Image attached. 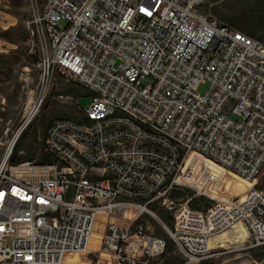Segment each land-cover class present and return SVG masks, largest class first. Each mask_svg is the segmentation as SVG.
Returning a JSON list of instances; mask_svg holds the SVG:
<instances>
[{"label": "built area", "instance_id": "obj_1", "mask_svg": "<svg viewBox=\"0 0 264 264\" xmlns=\"http://www.w3.org/2000/svg\"><path fill=\"white\" fill-rule=\"evenodd\" d=\"M213 1L44 0L33 9L35 116L0 157V264H70L100 214H135L137 225L108 223L107 259L96 264L161 262L166 241L139 222L157 203L173 218L181 264L211 259V241L239 224L252 248L264 245V188L220 196L228 175L257 183L264 169V45L210 19L203 7ZM57 73L93 101L82 108L78 97L80 118L53 122L39 160L11 165ZM187 188L212 206L171 198Z\"/></svg>", "mask_w": 264, "mask_h": 264}, {"label": "rangeland", "instance_id": "obj_2", "mask_svg": "<svg viewBox=\"0 0 264 264\" xmlns=\"http://www.w3.org/2000/svg\"><path fill=\"white\" fill-rule=\"evenodd\" d=\"M44 0H0V65L4 67L0 74V157L2 156L7 143L17 133L24 122L26 114L36 102V86L39 72L37 69V57L33 54L35 41L31 37L30 23L32 22L35 8L40 9ZM263 0H216L206 4L203 12L220 25L230 26L233 20L243 19L246 16H253L258 8L257 5ZM263 3V2H262ZM254 20H256L254 18ZM3 34L7 36L1 37ZM7 38V39H6ZM4 58V59H3ZM147 80L146 84H151ZM210 85H202L199 93L207 94ZM80 98L82 108L89 106L93 98L85 94L82 87L76 82L61 73L55 74L49 94L44 100L39 113L20 136L14 153L17 158L25 159L32 155L39 160V146L44 141L51 124L62 118L79 119L80 113L76 108V100ZM238 119V118H237ZM240 120V119H239ZM240 122H242L240 120ZM10 130L8 137L6 131ZM241 181L238 175H228L220 185L221 197L231 199V193H225L229 184ZM252 184V182H251ZM256 188H264V169L258 177ZM247 186V185H246ZM189 196L195 197L194 190L187 188ZM240 189H236V192ZM190 192V193H189ZM233 192V191H232ZM239 196L243 197L241 192ZM229 196H227V195ZM231 195V196H230ZM187 200V199H186ZM176 201H184L183 198ZM154 215L142 214L139 222L143 221L148 227V235L166 241L169 249L167 256L161 262L152 264H181L184 257L172 242L168 231L173 227V218L164 212L161 206L154 204L150 207ZM167 216L163 221L160 217ZM131 219L117 221L113 218L103 217L98 223L96 230L101 237L106 231L110 222H116L123 229L130 226L131 233L134 232L137 222L130 224ZM245 228L237 225L212 240L211 247L216 249L208 264H264V245L252 248L253 239L248 234L245 240L238 239L239 232ZM246 229V228H245ZM170 241V244L169 242ZM102 249L94 251L85 257L84 264L104 263ZM203 264V263H202Z\"/></svg>", "mask_w": 264, "mask_h": 264}, {"label": "trees", "instance_id": "obj_3", "mask_svg": "<svg viewBox=\"0 0 264 264\" xmlns=\"http://www.w3.org/2000/svg\"><path fill=\"white\" fill-rule=\"evenodd\" d=\"M262 2L259 3V5H257L258 8L256 9V12L253 16H246L243 19L233 20L230 22V26H227V27H229L231 29H235V30L259 41L260 43H262L264 45V0ZM254 18L256 20H254ZM7 35L8 34H3V35H1V37L5 38V36H7ZM3 67H4V64H1L0 70H2ZM0 74H2L1 71H0ZM34 160H35V157H33L32 155L26 156L25 159H21V158H17V156L14 153L13 157L10 160V164L16 165V164H20L23 162H30V161H34ZM187 194H188L187 190H185L184 192L173 191L171 198L174 200L180 199V198H183V200L190 199V202H189L190 208L192 210H195V211H202V210L207 211L213 204L210 200H207L205 198H196L193 195L187 197L186 196ZM160 218L163 221L168 219L167 216H163V215ZM140 223H143L145 225V223L143 221H140ZM168 242L170 244V241H168ZM168 249H169V247L167 245V251H168ZM203 264H208V263L204 262Z\"/></svg>", "mask_w": 264, "mask_h": 264}, {"label": "bare ground", "instance_id": "obj_4", "mask_svg": "<svg viewBox=\"0 0 264 264\" xmlns=\"http://www.w3.org/2000/svg\"><path fill=\"white\" fill-rule=\"evenodd\" d=\"M30 113V117H29V121L31 120V116L34 117L35 116V112L31 111V109L29 110ZM238 177L241 178V181L239 182H236L235 184H229L226 188V191L224 190L225 193H231L234 197H237L239 196V192H241V194H246L248 193L256 184V182H253V181H250L242 176H239ZM252 182V184H251ZM247 185V186H246ZM236 189H240L239 191L236 192ZM233 191V192H232ZM222 194V193H221ZM226 194V195H227ZM221 196V195H220ZM229 196V195H227ZM231 196V195H230ZM224 197V196H223ZM233 197V198H234ZM135 217V214L130 216L129 219H133ZM98 223H101V221H103V214H100L99 215V218H98ZM97 223V225H98ZM242 226V225H241ZM244 226V225H243ZM97 227V226H96ZM236 227V226H235ZM234 227V228H235ZM245 227V226H244ZM233 228V229H234ZM246 228V227H245ZM243 228L241 230L240 235H238V239H241V240H245L247 237H248V231L247 229ZM223 235V234H222ZM102 241V237L100 235V233L97 232L96 228L93 232V235H92V238L88 244V248L87 249H84L78 253H76L67 263H70V264H84L85 263V257H87L88 255L91 254V251H98L101 249V242ZM212 242V241H211ZM210 247H211V244H210ZM213 247H211L212 249ZM213 250H216V249H213ZM104 259H107L106 255L103 253L102 254Z\"/></svg>", "mask_w": 264, "mask_h": 264}, {"label": "crops", "instance_id": "obj_5", "mask_svg": "<svg viewBox=\"0 0 264 264\" xmlns=\"http://www.w3.org/2000/svg\"><path fill=\"white\" fill-rule=\"evenodd\" d=\"M48 160V159H47Z\"/></svg>", "mask_w": 264, "mask_h": 264}]
</instances>
